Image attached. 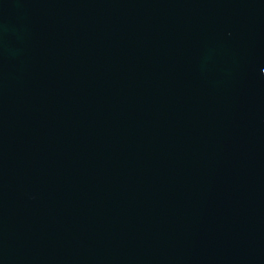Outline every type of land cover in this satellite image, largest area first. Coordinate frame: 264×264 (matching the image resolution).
<instances>
[{"label":"water","instance_id":"water-1","mask_svg":"<svg viewBox=\"0 0 264 264\" xmlns=\"http://www.w3.org/2000/svg\"><path fill=\"white\" fill-rule=\"evenodd\" d=\"M0 264H264V0H0Z\"/></svg>","mask_w":264,"mask_h":264}]
</instances>
